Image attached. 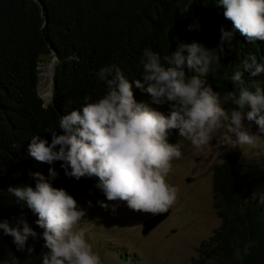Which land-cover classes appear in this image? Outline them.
I'll use <instances>...</instances> for the list:
<instances>
[{
  "label": "trees",
  "instance_id": "obj_1",
  "mask_svg": "<svg viewBox=\"0 0 264 264\" xmlns=\"http://www.w3.org/2000/svg\"><path fill=\"white\" fill-rule=\"evenodd\" d=\"M223 12L216 0H0V221L7 219L14 227L24 220L37 232V238L27 241L26 248L34 249L28 255L17 250L13 237L0 231V264H23L48 252L43 229L36 224L38 216L8 192L9 186L34 188L31 172L49 178V168L54 167L58 176L49 178L53 187L65 189L74 199L105 198L96 187L97 177L69 178L62 162L48 165L30 157L31 138L39 134L50 143L46 130L57 127L62 115L80 108L86 96L89 102L98 100L105 91L96 78L102 67L117 65L132 82L142 79L145 49L164 56L179 44L198 42L215 48L221 26L233 28ZM250 54L264 61V41L249 43L236 30L207 83L222 96L233 91L230 76L243 70V60ZM72 56L78 59H69ZM52 57L57 60L52 97L46 104L40 94L42 67ZM243 79V86L254 92L264 76L250 77L245 71ZM133 93L137 102L165 115L171 110L170 103L154 104L150 94L135 86ZM168 139L178 143V130H170ZM240 160V152L234 150L216 167L213 186L221 225L194 264H264V194L253 189L263 165L253 162L249 170H241ZM122 248L116 246L119 251ZM134 253L123 252L120 264H137Z\"/></svg>",
  "mask_w": 264,
  "mask_h": 264
},
{
  "label": "clouds",
  "instance_id": "obj_2",
  "mask_svg": "<svg viewBox=\"0 0 264 264\" xmlns=\"http://www.w3.org/2000/svg\"><path fill=\"white\" fill-rule=\"evenodd\" d=\"M216 6L223 7V15L233 28L221 26L215 48L198 42L179 44L164 56L145 49L142 79L132 82L117 65L100 68L96 78L103 83L104 94L95 102L86 96L80 108L62 115L57 127L46 130L51 134L50 143L34 135L27 149L29 156L48 165L62 162L60 166L69 178L95 176L99 181L96 187L108 201H125L131 210L152 214L168 211L176 201L177 189L166 177L172 162L182 158L185 142L203 150L212 147L216 138L217 156L226 142L257 148L256 156H264V148L257 147L264 139V86L255 85L254 92L243 86L245 71L250 77L264 76V61L251 54L246 57L243 70L230 76L235 89L223 96L207 83L236 30L249 43L264 41V0H216ZM192 28L189 25V30ZM133 86L150 94L154 104L170 103V112L165 115L137 102ZM229 103L234 105L230 110L224 106ZM251 124L257 126V133L249 130ZM170 130H178L182 140L170 143ZM30 176L35 180L34 188L9 186L8 192L38 216L36 224L43 229L42 239L48 249L42 264H102L86 239L88 229L78 227L86 212L65 189L50 183L49 178L58 176L56 169L49 168V178L40 172ZM97 203L108 209L103 201ZM0 231L13 237L17 250H26L28 255L34 251L26 245L29 237L37 238V232L26 221L20 220L13 227L5 219L0 221Z\"/></svg>",
  "mask_w": 264,
  "mask_h": 264
},
{
  "label": "rangeland",
  "instance_id": "obj_3",
  "mask_svg": "<svg viewBox=\"0 0 264 264\" xmlns=\"http://www.w3.org/2000/svg\"><path fill=\"white\" fill-rule=\"evenodd\" d=\"M43 65L40 94L47 104L52 97L54 68L50 66V60ZM259 84L264 86V79ZM245 124L248 126L247 121ZM249 130L257 133V126L251 124ZM178 138L180 142L179 133ZM211 146L194 149L185 142L182 158L172 162L166 177L167 183L177 189L176 201L169 208V214L147 235L142 234L143 222L156 214L131 210L125 201H108L106 197L76 199L78 206L86 212L78 227L88 229L86 239L99 254L102 264H120L121 254L129 250L135 252L137 264H194L203 256L205 242L221 225L215 208L213 183L216 167L234 150L240 152L241 170H249L251 163L261 161L259 182L253 189L264 194V156H256L257 148L226 142L225 146L219 147L221 155L217 156L216 138L211 141ZM257 147L264 148V139L259 140ZM98 201H103L109 208H102ZM120 245L125 249H116ZM42 258L23 264H42Z\"/></svg>",
  "mask_w": 264,
  "mask_h": 264
},
{
  "label": "water",
  "instance_id": "obj_4",
  "mask_svg": "<svg viewBox=\"0 0 264 264\" xmlns=\"http://www.w3.org/2000/svg\"><path fill=\"white\" fill-rule=\"evenodd\" d=\"M57 58L52 57L50 60V66L54 68V63L56 62ZM170 210L164 212V213H158L148 219H146L143 222V228H142V234L147 235L151 230H153L155 227H157L163 219L169 214Z\"/></svg>",
  "mask_w": 264,
  "mask_h": 264
},
{
  "label": "bare ground",
  "instance_id": "obj_5",
  "mask_svg": "<svg viewBox=\"0 0 264 264\" xmlns=\"http://www.w3.org/2000/svg\"><path fill=\"white\" fill-rule=\"evenodd\" d=\"M116 204V203H115ZM123 207V206H122ZM109 208V207H108Z\"/></svg>",
  "mask_w": 264,
  "mask_h": 264
}]
</instances>
